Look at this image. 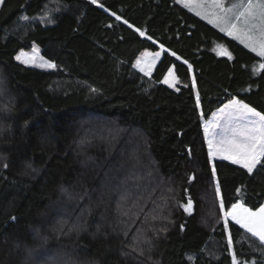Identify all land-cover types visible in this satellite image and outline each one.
Instances as JSON below:
<instances>
[{
	"label": "trees",
	"instance_id": "trees-1",
	"mask_svg": "<svg viewBox=\"0 0 264 264\" xmlns=\"http://www.w3.org/2000/svg\"><path fill=\"white\" fill-rule=\"evenodd\" d=\"M32 44L56 67L18 62ZM160 48L150 75L133 67L142 50ZM260 63L176 0H3L0 264H232L228 235L237 264H264L259 242L232 220L226 233L221 212L264 202V166L249 174L211 162L202 128L233 97L264 113ZM171 66L176 88L162 82ZM89 128L96 136L82 145ZM129 173L151 179L122 216L116 189L102 194L99 180ZM70 207L87 209L78 225L64 216Z\"/></svg>",
	"mask_w": 264,
	"mask_h": 264
},
{
	"label": "snow or ice",
	"instance_id": "snow-or-ice-1",
	"mask_svg": "<svg viewBox=\"0 0 264 264\" xmlns=\"http://www.w3.org/2000/svg\"><path fill=\"white\" fill-rule=\"evenodd\" d=\"M179 3L180 0H177ZM3 0H0V4ZM97 3V0H92ZM189 10H196L197 16L207 17L208 22L214 24L223 33L236 39L245 48L255 53L257 57L264 60V0H197L189 6ZM103 7V5H101ZM120 20L119 15L115 16ZM47 22L51 23L49 19ZM127 23V21H124ZM132 27L131 24L128 25ZM139 31V29H137ZM140 35L145 33L140 31ZM151 39V37H148ZM36 49L33 48V52ZM223 54V53H221ZM23 53L18 54L15 59L22 63L29 61L36 63L38 67H56L50 61H36L35 56H28L22 60ZM159 55V53H157ZM172 55H176L175 52ZM178 60L179 56L176 57ZM155 59V57L153 58ZM185 63H187L185 61ZM260 68L264 69V63H260ZM191 68V65H189ZM145 75H150L145 69H140ZM171 73V69H169ZM164 83L170 87L173 82L166 76ZM3 112H9L10 108L5 106L0 109ZM219 129V132L216 130ZM205 133L211 131L212 139L209 141V156L219 155L223 160L231 161L233 165H239L252 174L257 166H264V113L257 111L243 101L231 98L223 108L219 109V116L216 121L204 127ZM215 174V169L213 170ZM238 192L240 189L237 190ZM220 190L217 188V196ZM187 211L192 207V201L184 205ZM221 212L224 220V230L228 232V221L231 218L244 233L250 234L252 238L259 241L260 252L264 255V204L253 209L242 201L233 203L227 210L221 204ZM15 219V218H13ZM234 240L231 235L227 237V247L232 255V264H237V257L233 251Z\"/></svg>",
	"mask_w": 264,
	"mask_h": 264
},
{
	"label": "rangeland",
	"instance_id": "rangeland-1",
	"mask_svg": "<svg viewBox=\"0 0 264 264\" xmlns=\"http://www.w3.org/2000/svg\"><path fill=\"white\" fill-rule=\"evenodd\" d=\"M177 2V0H176ZM197 2V0H180L179 4L183 5L184 7L185 4H189V6H192L194 5L195 3ZM178 3V2H177ZM187 9H189V7H186ZM193 13L196 12L195 8L192 10ZM201 17L202 19H204L205 21L208 22V18L207 17H202V16H199ZM209 23V22H208ZM211 25H213L214 27H216L217 29H219L217 26H215L214 24L210 23ZM226 34V33H225ZM227 35V34H226ZM230 37V36H229ZM236 40V39H235ZM238 41V40H237ZM239 42V41H238ZM33 48L36 49L35 52H33ZM162 51H163V48H160L156 51H151V50H148V49H144L142 50L138 56L135 58L134 62H133V67L137 70H139L140 72H142L140 69L143 68L145 69L147 72H149L150 74L152 73L153 71V68L155 67L156 63L158 62V60L160 59L161 55H162ZM23 53L21 59L24 60L26 59L28 56H35L36 57V61L39 62L41 60H44V61H50L48 60L47 58H45L41 52H40V49L39 47L36 45V44H32V46L28 49H22V50H19L15 57L18 55V54H21ZM157 53H159V55H157ZM155 57V59H153ZM20 62V61H18ZM51 63H53L52 61H50ZM22 63V62H20ZM22 64H25V65H28V66H33V67H37V68H42V69H46V70H50V69H53L54 67H47V66H44V67H38L36 66V63H33L31 61L27 62V63H22ZM54 64V63H53ZM169 69H171V73H169ZM167 70V72L165 73L164 77L162 78V82L164 81V78L167 76L169 78L170 81L173 82V86H171L172 88H176L177 87V84L179 83L178 82V79L175 75V72H174V68L173 66H171ZM144 74V72H142ZM164 83V82H163ZM166 84V83H164ZM168 85V84H166ZM169 86V85H168ZM237 99V98H236ZM229 102L226 101L225 103H223L221 106H219L217 109H215L211 115L207 118V119H203L202 120V128H203V132H204V137H205V141H206V144H207V148H208V155H209V141L213 138L212 137V134H211V131L209 133H205L204 131V127L205 126H208L212 123H214L217 119V117L219 116V109L223 108V106L225 104H227ZM245 103V102H244ZM91 119H87L85 122L87 124H91L93 123ZM217 132H219V129L216 130ZM95 134L93 133V129L92 128H89V129H86L82 136H81V140H82V145L83 142L85 143H90L94 138H95ZM98 140H102L103 137H96ZM105 141H110L111 138H107V139H104ZM104 141V142H105ZM131 159V165L133 167H137L138 164L137 162L135 161V158L133 156H129ZM210 158V161L212 162L213 160L215 159H222L219 155L217 154H213L211 157L209 156ZM83 163L84 165H86V168L89 169V167L92 165V162L89 160V159H86V158H83ZM231 162V161H230ZM82 163V165H83ZM92 167V166H91ZM90 167V168H91ZM99 170V168H96ZM127 174V173H126ZM101 179L99 180V185H101V190L100 191L102 194H106V188L108 186H113L115 190L114 192V196L116 197V201L118 202V212L120 213V215L124 216L126 215L125 211H128L129 209L130 210H135L136 209V202H137V208H138V205L140 203L141 200H143V197H145V195H147L146 193L148 192L147 189H148V184L146 186H143L142 188H139L141 186V184H144L145 183V180H147L146 182H148V180L151 179V177L145 179V180H142V178L139 177L138 174H132V173H129L126 177H121L119 179L117 178H114V181H117V182H113V181H106L105 179L107 178V176H100ZM124 178V179H123ZM117 191L119 192V195H117ZM132 192V195L135 196L136 192V196L134 197V199H130L129 202H127V200L129 199V193ZM122 193H126V196L125 198L121 196ZM66 194V193H65ZM64 194V195H65ZM88 194V193H87ZM91 194V192H90ZM67 196V195H66ZM70 196V195H69ZM86 197L89 199L88 195H86ZM71 198V197H69ZM236 203V202H235ZM264 204V202L262 203ZM74 207H70V208H67L64 213H67V215H64L67 219L71 220L72 223H75L78 225V223L80 222V220H82V218L80 217V213L83 212V213H87V209H82L81 211H78L80 213L77 214V216L73 215V211H74ZM222 219H223V214H222ZM229 220H231V218H229ZM64 220L62 219H59L58 221H55L53 222V229H55V231L59 230L60 228H62L64 225ZM119 224H121V226H124L125 225V222H122L120 221ZM118 225V224H116ZM57 229V230H56ZM248 236H250V234H247ZM251 237V236H250ZM258 241V240H257ZM259 242V241H258ZM75 264V263H74ZM80 264V263H78Z\"/></svg>",
	"mask_w": 264,
	"mask_h": 264
}]
</instances>
